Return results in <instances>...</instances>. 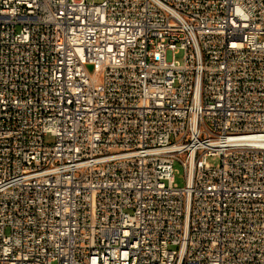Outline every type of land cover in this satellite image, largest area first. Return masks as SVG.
Wrapping results in <instances>:
<instances>
[{
  "label": "built area",
  "instance_id": "built-area-1",
  "mask_svg": "<svg viewBox=\"0 0 264 264\" xmlns=\"http://www.w3.org/2000/svg\"><path fill=\"white\" fill-rule=\"evenodd\" d=\"M0 264H264V0H0Z\"/></svg>",
  "mask_w": 264,
  "mask_h": 264
},
{
  "label": "rangeland",
  "instance_id": "rangeland-1",
  "mask_svg": "<svg viewBox=\"0 0 264 264\" xmlns=\"http://www.w3.org/2000/svg\"><path fill=\"white\" fill-rule=\"evenodd\" d=\"M97 1H101V0H97ZM182 56V53H179L178 54V57L181 58ZM167 58L168 60H171L172 59V51H168V55H167ZM54 140V137L52 135H48L46 137V141L48 142H51ZM208 160L211 162V163H214V164H217L219 162V158L216 157V158H213V157H209ZM174 168L176 170V173H175V182L179 185V186H183L185 184V171H184V167L183 165L176 161L175 164H174Z\"/></svg>",
  "mask_w": 264,
  "mask_h": 264
}]
</instances>
